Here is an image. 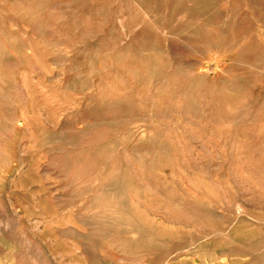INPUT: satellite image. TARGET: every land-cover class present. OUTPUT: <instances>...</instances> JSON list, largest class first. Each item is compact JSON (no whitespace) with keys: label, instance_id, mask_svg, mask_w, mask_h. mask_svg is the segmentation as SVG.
Listing matches in <instances>:
<instances>
[{"label":"rangeland","instance_id":"374dc122","mask_svg":"<svg viewBox=\"0 0 264 264\" xmlns=\"http://www.w3.org/2000/svg\"><path fill=\"white\" fill-rule=\"evenodd\" d=\"M0 264H264V0H0Z\"/></svg>","mask_w":264,"mask_h":264}]
</instances>
